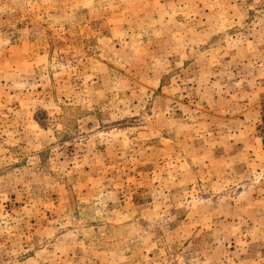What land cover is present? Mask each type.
Here are the masks:
<instances>
[{
  "label": "rangeland",
  "instance_id": "rangeland-1",
  "mask_svg": "<svg viewBox=\"0 0 264 264\" xmlns=\"http://www.w3.org/2000/svg\"><path fill=\"white\" fill-rule=\"evenodd\" d=\"M0 264H264V0H0Z\"/></svg>",
  "mask_w": 264,
  "mask_h": 264
}]
</instances>
